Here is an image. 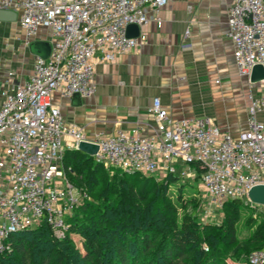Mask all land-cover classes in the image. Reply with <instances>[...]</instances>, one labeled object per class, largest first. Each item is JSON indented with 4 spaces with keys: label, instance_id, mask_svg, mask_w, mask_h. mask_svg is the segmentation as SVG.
<instances>
[{
    "label": "built area",
    "instance_id": "2783aa9c",
    "mask_svg": "<svg viewBox=\"0 0 264 264\" xmlns=\"http://www.w3.org/2000/svg\"><path fill=\"white\" fill-rule=\"evenodd\" d=\"M167 3L0 0V9L19 14L26 43L40 27L51 31L48 57L35 56L25 80L13 91L0 90V251L9 248L10 233L41 220L56 237L67 233L66 217L79 204L81 192L69 182L62 159L67 149L82 150L81 143L95 146L92 152L82 151L97 163L161 177L197 174L213 203L241 198L264 209V203L249 197L252 187L264 186V85L250 97L246 128L236 135L206 116L173 118L156 96L147 110L155 120L152 134H143V126L137 124L88 138L67 125L52 103L56 91L64 97L92 94L97 54L100 60L111 61L135 49L142 37L127 36V26L160 23L158 11ZM227 27L236 71L249 78L254 65L264 68V0H231ZM64 136L71 141L64 143ZM248 263L264 264V249L251 252Z\"/></svg>",
    "mask_w": 264,
    "mask_h": 264
},
{
    "label": "crops",
    "instance_id": "0c3cea01",
    "mask_svg": "<svg viewBox=\"0 0 264 264\" xmlns=\"http://www.w3.org/2000/svg\"><path fill=\"white\" fill-rule=\"evenodd\" d=\"M230 3L168 0L158 11L160 23L151 20L138 28L142 39L135 49L111 61L97 54L92 94L64 97L56 91L52 103L67 125L88 138L137 124L143 134H152L155 120L147 110L156 96L173 118L206 116L238 134L246 128L250 97L260 93L264 81L250 82L236 71L227 35ZM50 40V29L40 27L26 43L18 13L14 20H0V90L13 91L25 80L36 56L32 44Z\"/></svg>",
    "mask_w": 264,
    "mask_h": 264
},
{
    "label": "trees",
    "instance_id": "16d2710c",
    "mask_svg": "<svg viewBox=\"0 0 264 264\" xmlns=\"http://www.w3.org/2000/svg\"><path fill=\"white\" fill-rule=\"evenodd\" d=\"M91 163L96 166L99 164L90 154L80 149L65 150L62 159L67 178L69 174H75L80 179L84 177L96 180L100 172L96 171V166H91ZM194 166L197 168V163ZM129 173L142 174L137 171ZM168 177L172 181L181 180L176 175L163 176L159 179L147 175L140 176L133 186L124 182L122 178L115 186L110 180L106 181L100 195L106 202H110L111 196H114L113 207L92 213L93 208L86 202L84 206L88 208L89 213L81 221H74L76 228L83 231L80 239L82 250L74 245L72 251L71 247H68L69 243L67 244V233L61 238L56 237L50 226L41 220L34 227L8 235L9 248L0 251V264H137L140 257L142 261H147V264L151 262L176 264L178 259L185 256L188 249L198 244L202 246L198 249L195 262L191 264H226L216 252L213 235H210L207 227H202L198 223L193 210L184 213L176 222L170 198L165 193ZM153 184L160 190L163 216L170 220L171 229H164L157 223L158 203L152 198L147 199ZM241 201V198L226 200L236 211ZM108 210L113 214L110 225H107ZM71 217V214L68 215L66 221L69 222ZM236 220L237 214L234 213L222 223L219 241L224 254H229L233 250ZM253 238L261 242L264 236L261 239L259 232H256ZM153 239H158V243L151 251L149 246ZM39 243L44 244V247H40ZM259 249H264V243L259 245L257 250Z\"/></svg>",
    "mask_w": 264,
    "mask_h": 264
},
{
    "label": "rangeland",
    "instance_id": "374dc122",
    "mask_svg": "<svg viewBox=\"0 0 264 264\" xmlns=\"http://www.w3.org/2000/svg\"><path fill=\"white\" fill-rule=\"evenodd\" d=\"M91 166H96V164L91 163ZM185 168L194 171L192 164H186ZM96 171L100 172V175L96 180L84 177L80 179L75 176V174H69L68 176L69 182L81 192L79 204L73 208L71 213L72 217L69 219V222H67L69 226L67 231V244L69 243L68 247H71L72 251H74V245L81 249L80 239L83 235V231L80 228H76L77 225H74V221H81L84 216L89 213L88 208L85 207L84 204L88 202L90 208H93L92 211L94 212L92 213H98L102 210L113 207L114 196H111L110 202H106V200L100 195L106 181L110 180L115 186L116 182L122 178L124 182L133 186L137 183L140 176L152 175L143 173L133 174L104 163L97 164ZM152 177L159 179L161 178V175L155 173ZM180 179L181 180L179 181H172L171 178H169L165 190V193L170 198L171 208L176 222H178L184 213H189L193 210L194 218L202 227H207L206 229L210 235H213L216 252L226 264H248V255L251 252L256 251L261 243H264V239H262V236H264V209L261 208L260 205L251 203L247 199H242L240 205L237 207V211L236 209H233L234 206L229 205L226 201L220 204H215L211 201L210 197L206 195L197 174L192 173L186 178ZM150 198L158 203L156 216L157 223L162 225L164 229H171L170 220H167L163 216L160 203V190L155 184H153L148 192L147 199ZM234 213L235 215L237 214V220L235 223L236 240L233 244V250L231 253L224 254L221 250L222 244L219 241L220 232L223 228L222 223L225 219L234 215ZM106 217L109 220L107 225H110V221L113 219V214L110 213L109 210L106 212ZM256 232H259V238L262 239L261 242H258L253 238V235ZM157 243L158 239H153L149 246V250L152 251ZM39 245L40 247H44V244L42 245V243H39ZM204 245L205 244H203V246ZM200 246H202V244L192 246L186 251V254L182 259L177 260L176 264H191L195 262L196 254ZM67 249H64V251H67ZM77 255L75 256L78 257ZM141 259L142 257L139 258L137 264L141 263ZM147 263L148 262L144 260L141 264Z\"/></svg>",
    "mask_w": 264,
    "mask_h": 264
},
{
    "label": "water",
    "instance_id": "95a60500",
    "mask_svg": "<svg viewBox=\"0 0 264 264\" xmlns=\"http://www.w3.org/2000/svg\"><path fill=\"white\" fill-rule=\"evenodd\" d=\"M16 17V13L11 10L0 9V20H14ZM127 36H138L139 29L138 26L134 24H129L126 28ZM34 53L36 56L41 58L48 57L51 46L50 43L46 41H36L32 44ZM264 80V68L260 64H256L253 66L251 73L249 75L250 82H259ZM75 96H79L78 94H74ZM80 148L87 152H92L95 149L94 145L88 143H81ZM249 197L252 201L257 203H264V186L257 185L250 189Z\"/></svg>",
    "mask_w": 264,
    "mask_h": 264
}]
</instances>
